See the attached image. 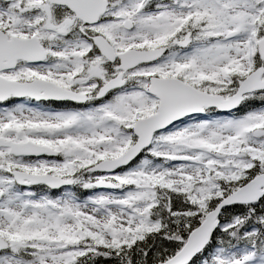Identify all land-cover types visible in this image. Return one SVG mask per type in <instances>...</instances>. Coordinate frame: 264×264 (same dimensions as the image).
Listing matches in <instances>:
<instances>
[{"label":"snow or ice","instance_id":"6c2138e0","mask_svg":"<svg viewBox=\"0 0 264 264\" xmlns=\"http://www.w3.org/2000/svg\"><path fill=\"white\" fill-rule=\"evenodd\" d=\"M0 264H264V0H0Z\"/></svg>","mask_w":264,"mask_h":264}]
</instances>
